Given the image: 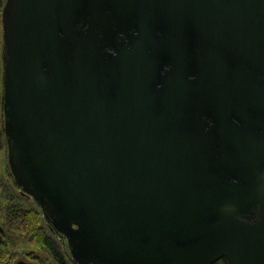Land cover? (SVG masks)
Here are the masks:
<instances>
[{
	"label": "water",
	"instance_id": "95a60500",
	"mask_svg": "<svg viewBox=\"0 0 264 264\" xmlns=\"http://www.w3.org/2000/svg\"><path fill=\"white\" fill-rule=\"evenodd\" d=\"M2 27L9 164L77 264H264V0H6Z\"/></svg>",
	"mask_w": 264,
	"mask_h": 264
},
{
	"label": "trees",
	"instance_id": "16d2710c",
	"mask_svg": "<svg viewBox=\"0 0 264 264\" xmlns=\"http://www.w3.org/2000/svg\"><path fill=\"white\" fill-rule=\"evenodd\" d=\"M1 2V0H0ZM1 33V23H0ZM0 34V44L2 42ZM1 50V47H0ZM3 62L0 54V90L2 89V74ZM2 91V90H1ZM1 91H0V104H1ZM0 216V264H16V259L11 255L10 239L12 243H21L26 240L28 243L33 244L38 249H46L53 257L56 264H77L72 259L70 260L67 252L63 250L62 244L50 237L44 223L51 225V220L43 213L41 214L35 207L24 206L21 203H12L4 217V223L1 221ZM53 228V225H51ZM4 232H10L8 239ZM60 233L57 232V236ZM62 235V234H61ZM13 238V239H12ZM31 259H38L35 252L28 255ZM71 261L70 262H68ZM214 264H227L226 259H221Z\"/></svg>",
	"mask_w": 264,
	"mask_h": 264
},
{
	"label": "rangeland",
	"instance_id": "374dc122",
	"mask_svg": "<svg viewBox=\"0 0 264 264\" xmlns=\"http://www.w3.org/2000/svg\"><path fill=\"white\" fill-rule=\"evenodd\" d=\"M6 0H1L0 2V23H1V39L0 44L1 50L0 54L2 56L3 62V49H4V40H3V27H2V11ZM4 73V68L2 69ZM3 79V74H2ZM2 90V91H1ZM1 104H0V216L2 223H4V217L8 207L14 203H21L24 206L35 207L41 214L45 213L42 207L38 202L33 198L32 195L27 193L21 186H19L15 180L12 169L9 164V154H8V142L6 138V132L4 128L5 115H4V89L2 81L1 89ZM52 223V221H51ZM47 232L50 237L58 241L59 244H62L63 250L67 252L69 259L75 261L72 258L70 251L69 243L67 239L61 235L57 236V230L51 225L44 223ZM6 239H8L10 232H4ZM13 239V238H12ZM11 255L15 257L16 264L18 260L25 259L38 264H56L53 260V257L48 253L46 249H38L33 244L28 243L26 240H23L21 243L14 244L10 239ZM32 252H35L38 256V259H31L28 255ZM71 263V261L68 260ZM76 262V261H75Z\"/></svg>",
	"mask_w": 264,
	"mask_h": 264
}]
</instances>
